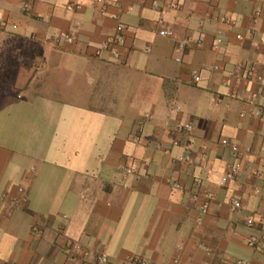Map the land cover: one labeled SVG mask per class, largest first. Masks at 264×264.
<instances>
[{
	"label": "crops",
	"instance_id": "obj_1",
	"mask_svg": "<svg viewBox=\"0 0 264 264\" xmlns=\"http://www.w3.org/2000/svg\"><path fill=\"white\" fill-rule=\"evenodd\" d=\"M25 1L0 0V192L27 194L19 206L0 201V264H63L66 239L113 264H129V255L264 264V252L248 246L264 217V91L245 84L242 70L229 75L242 64L264 76V0H81L80 10L69 9L77 0H30L23 11ZM117 13L128 26L121 58L97 56ZM163 26L192 45L177 54ZM59 31L76 32L75 42L47 44ZM254 92L261 117L243 115ZM187 123L194 135L178 130ZM223 139L240 146L242 163L226 186L219 180L232 157ZM187 155L201 165L183 162ZM199 190L214 194L201 221ZM232 198L246 211L231 212Z\"/></svg>",
	"mask_w": 264,
	"mask_h": 264
},
{
	"label": "built area",
	"instance_id": "obj_2",
	"mask_svg": "<svg viewBox=\"0 0 264 264\" xmlns=\"http://www.w3.org/2000/svg\"><path fill=\"white\" fill-rule=\"evenodd\" d=\"M94 4L106 6L108 3V0H93ZM116 6H120L118 3L115 4ZM83 7V3L81 0H77L76 3L69 7L71 10H80ZM171 8H177L176 4H171ZM156 8V6H154ZM31 9V1L27 0L22 4V10L23 11H29ZM262 12L258 10L255 13V18L261 17ZM113 19L116 21V33L112 37L108 38L106 41L102 42L95 51V54L97 56L102 55L104 52H109L115 60H119L121 58L122 48L125 46L127 37H126V31L128 29L127 24L122 20L121 15L119 13L112 15ZM45 22H47L46 18H43ZM219 22L222 23L225 26L228 27H235L237 25L236 19L230 17V16H221L218 18ZM160 24H163V19L159 20ZM8 26V23L6 21H3L1 23L2 28H6ZM13 28H16V25L12 26ZM159 35L162 37L171 38L176 42V53L181 54L184 52L189 46L192 45L193 41L190 38H180L174 30H172L169 27H162L159 30ZM77 38L76 32L74 31H59L54 36H51L46 39L47 44L53 47L60 46L63 43L72 44L75 42ZM203 37L201 36L198 38L197 43L202 44L203 43ZM238 40H243V36L241 34L237 35ZM211 49L213 51H218L219 49V40L215 39L212 43ZM177 60H180L179 58ZM219 67H215V70H218ZM244 71L243 79L245 84H251L252 82H256L260 88L261 91H264V76L263 75H255L252 70L247 69L242 64H238L236 69L234 71L230 72L229 75L234 77L236 76L238 71ZM194 80L196 82L200 81V76L198 74L194 75ZM234 97H239V95H234ZM259 97V93L254 92L250 96V98L247 100L249 108H247L243 115H253L256 117L262 116V110L257 108L255 106L257 100ZM254 107V108H252ZM178 130L181 132H184L188 135H194L195 129L193 124L187 123V124H181L178 127ZM175 145H178V142L174 143ZM221 145L230 150L232 161L228 164L226 172L221 176L219 180L220 186H226L229 182L237 181L241 177L242 174V163L240 160L241 156V148L240 146L232 142L228 139H223L221 141ZM158 150H163L162 146L157 147ZM183 162L186 163H192L194 165H201L200 159H192L191 156L187 155L184 158H182ZM119 171L123 172L126 175H132L135 172V168L133 166L129 165H120L118 167ZM208 179V178H207ZM197 186L202 187L203 186V180H197ZM171 185L176 189H181L182 186L178 181H172ZM202 199V202L200 204V211H201V218L199 221L202 220V217L207 215L209 212V206L214 199V194L210 191H198L194 193L193 200L195 202H200ZM0 201L7 204L9 207H15L23 204L27 201V194L25 188L18 187L17 194L11 195L10 192L3 191L0 192ZM230 210L233 213L241 214L244 211H246V206L237 198H232L230 200ZM246 223L249 226H254L257 224V220L255 215L249 214L246 218ZM259 233L256 235H253L248 240V246L253 250H258L264 252V217L263 220L259 224ZM64 246L68 251L66 261L63 264H113L110 256L106 253H94L91 249L85 247L83 244H81L78 241H74L72 239H66L64 242ZM178 261V260H176ZM125 263L129 264H159L155 263L154 261L145 259L140 256H126L124 261ZM218 264H250V260L246 258H238L235 259L232 262H223L221 261Z\"/></svg>",
	"mask_w": 264,
	"mask_h": 264
}]
</instances>
